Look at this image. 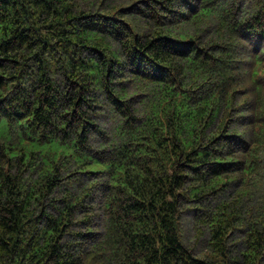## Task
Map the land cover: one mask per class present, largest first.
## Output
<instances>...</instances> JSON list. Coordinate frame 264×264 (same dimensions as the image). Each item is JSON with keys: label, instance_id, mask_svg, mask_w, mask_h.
<instances>
[{"label": "trees", "instance_id": "16d2710c", "mask_svg": "<svg viewBox=\"0 0 264 264\" xmlns=\"http://www.w3.org/2000/svg\"><path fill=\"white\" fill-rule=\"evenodd\" d=\"M82 1L0 0V264H264V0Z\"/></svg>", "mask_w": 264, "mask_h": 264}, {"label": "rangeland", "instance_id": "374dc122", "mask_svg": "<svg viewBox=\"0 0 264 264\" xmlns=\"http://www.w3.org/2000/svg\"><path fill=\"white\" fill-rule=\"evenodd\" d=\"M77 1H81V4L85 6V2L86 1H82V0H77ZM108 1V0H107ZM106 1V2H107ZM115 2H122L123 0H112ZM242 1V5L245 11V14L247 15V13L249 14L250 10H251V2L252 0H241ZM98 5V4H97ZM132 84H128L127 83V87L131 88ZM136 102V101H135ZM136 104L139 105L138 102H136ZM137 105V106H138ZM99 122L101 123V125L103 126L104 130H106L107 132H111L112 126H113V121H112V117H110V115H102L99 119ZM27 174H33L34 176H36L35 172H28ZM31 176H29L30 178ZM65 183H69V181H65ZM230 193V191H229ZM227 196H222L218 195L215 198H212L209 200V203H211L213 206H216V204L220 201V200H224ZM196 205H194L193 202H185L184 204V210H183V214H182V229H183V234H184V240L185 243L190 246L194 253L197 256H202L204 255L207 251H208V240H209V233L208 231H206L203 235L199 234L198 232V227H201V225H199V223L197 222L196 216H197V209H196ZM102 218V217H100ZM100 218H95V222H98L99 227H101V222ZM240 233V232H238Z\"/></svg>", "mask_w": 264, "mask_h": 264}]
</instances>
